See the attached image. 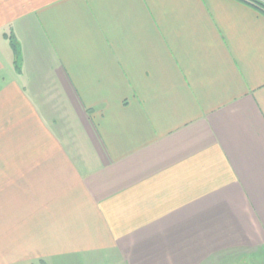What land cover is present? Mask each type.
<instances>
[{
  "label": "crops",
  "instance_id": "obj_1",
  "mask_svg": "<svg viewBox=\"0 0 264 264\" xmlns=\"http://www.w3.org/2000/svg\"><path fill=\"white\" fill-rule=\"evenodd\" d=\"M259 251L263 14L239 0H0V264Z\"/></svg>",
  "mask_w": 264,
  "mask_h": 264
},
{
  "label": "rangeland",
  "instance_id": "obj_2",
  "mask_svg": "<svg viewBox=\"0 0 264 264\" xmlns=\"http://www.w3.org/2000/svg\"><path fill=\"white\" fill-rule=\"evenodd\" d=\"M211 264H264V251L255 254L247 252L239 256H227L225 259L211 262Z\"/></svg>",
  "mask_w": 264,
  "mask_h": 264
},
{
  "label": "trees",
  "instance_id": "obj_3",
  "mask_svg": "<svg viewBox=\"0 0 264 264\" xmlns=\"http://www.w3.org/2000/svg\"><path fill=\"white\" fill-rule=\"evenodd\" d=\"M239 1H242L243 3L250 5L255 10H257L259 13L264 15V2L263 1L261 0H239ZM9 40H10L11 50L14 56L12 64L14 66V69L16 71H19L20 62H21L19 44L16 42V40L12 36H9Z\"/></svg>",
  "mask_w": 264,
  "mask_h": 264
}]
</instances>
